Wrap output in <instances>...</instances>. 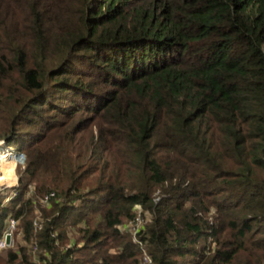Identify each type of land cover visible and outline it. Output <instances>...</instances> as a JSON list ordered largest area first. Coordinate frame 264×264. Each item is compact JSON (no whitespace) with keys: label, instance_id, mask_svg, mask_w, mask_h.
I'll return each mask as SVG.
<instances>
[{"label":"trees","instance_id":"16d2710c","mask_svg":"<svg viewBox=\"0 0 264 264\" xmlns=\"http://www.w3.org/2000/svg\"><path fill=\"white\" fill-rule=\"evenodd\" d=\"M2 140L0 264H264V0H0Z\"/></svg>","mask_w":264,"mask_h":264},{"label":"rangeland","instance_id":"374dc122","mask_svg":"<svg viewBox=\"0 0 264 264\" xmlns=\"http://www.w3.org/2000/svg\"><path fill=\"white\" fill-rule=\"evenodd\" d=\"M2 141H3L2 143L3 145L2 144L0 145V156H2L5 161L0 162V178H2L0 180L2 181L0 184L1 186L0 190H4L5 188H8L7 186L11 187V185L17 184L19 180L18 169L19 167H23L24 169L26 164V155L24 153L19 152L16 146L12 147L5 140ZM12 148L15 150V152H13L14 153L13 155H9V153L12 151L11 150ZM21 157H24L22 162L20 161ZM141 225H143V223L136 224L135 222H128L127 226L130 227V229L134 232L135 235L134 228H137L139 226L141 227ZM16 239H18V242L16 241ZM18 243L23 245L24 241L22 240V235L19 234L17 236L15 233L14 247L12 248L17 249Z\"/></svg>","mask_w":264,"mask_h":264},{"label":"built area","instance_id":"2783aa9c","mask_svg":"<svg viewBox=\"0 0 264 264\" xmlns=\"http://www.w3.org/2000/svg\"><path fill=\"white\" fill-rule=\"evenodd\" d=\"M11 150L12 151L9 153V155H13L14 154L13 152H15V150L13 148ZM15 185H17V184L11 185V187H13ZM7 187H10V186H7ZM0 188H1V186H0ZM16 195H17V192L14 190L12 192V194L10 195V197L8 198V200L13 198V197H15ZM51 196H54V193H52L51 195L46 196L45 199L43 200V202L44 203H48V201H49ZM136 208L139 210V213L141 214V206L138 205ZM140 214L136 218V221H135L136 224H140V223L142 224L143 223V219L140 216ZM36 225H38L37 222H36ZM134 229H135V231H137V230L140 229V226L137 227V228H134ZM17 230H18V220L15 219L14 217H10L9 221L7 223V228L4 231L3 236H2V238L0 240V252H2L5 249L14 247V236H15V233L17 232ZM8 237H10V241L9 242L7 241ZM144 260H145L146 263L151 262V259H150V257L148 255H145Z\"/></svg>","mask_w":264,"mask_h":264},{"label":"clouds","instance_id":"9594fccd","mask_svg":"<svg viewBox=\"0 0 264 264\" xmlns=\"http://www.w3.org/2000/svg\"><path fill=\"white\" fill-rule=\"evenodd\" d=\"M23 159H24V157H21V158H20V161L22 162V161H23ZM0 179H2V178H0Z\"/></svg>","mask_w":264,"mask_h":264},{"label":"bare ground","instance_id":"6f19581e","mask_svg":"<svg viewBox=\"0 0 264 264\" xmlns=\"http://www.w3.org/2000/svg\"><path fill=\"white\" fill-rule=\"evenodd\" d=\"M2 143H3V141L0 142V144H2ZM0 180H1V179H0ZM1 182H2V181H0V184H1Z\"/></svg>","mask_w":264,"mask_h":264},{"label":"water","instance_id":"95a60500","mask_svg":"<svg viewBox=\"0 0 264 264\" xmlns=\"http://www.w3.org/2000/svg\"><path fill=\"white\" fill-rule=\"evenodd\" d=\"M7 241H8V242L10 241V237L7 238Z\"/></svg>","mask_w":264,"mask_h":264}]
</instances>
